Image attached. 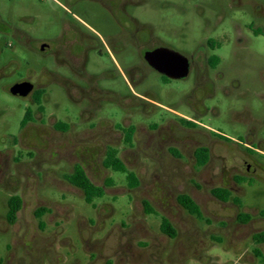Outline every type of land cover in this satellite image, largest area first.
Here are the masks:
<instances>
[{
    "label": "rangeland",
    "instance_id": "1",
    "mask_svg": "<svg viewBox=\"0 0 264 264\" xmlns=\"http://www.w3.org/2000/svg\"><path fill=\"white\" fill-rule=\"evenodd\" d=\"M58 4L65 5L63 0H0V152L7 151L0 155V264H264V244L252 241L264 230V170H246L252 162L245 163L241 150L234 149L251 126L264 147V0L140 1V23L177 53L191 56L208 40L219 43V49L208 51L220 58L210 75L221 71L223 78L214 86L196 88L191 72L183 80L158 86L150 99L161 107L140 112L105 103L100 115L113 124L134 112L126 120L137 128L131 146L122 144L118 134L110 135L104 123L87 128L95 115L83 117V123L68 132L53 131L59 120L75 122L79 109L48 86L51 61L33 55L6 32L13 27L33 39L58 34L63 18ZM71 10L95 22L79 8ZM30 72L46 90L43 113L8 92ZM150 77L158 80L157 75ZM27 108H33L35 119L23 132L20 124ZM174 113L193 118L226 143L209 145L211 159L205 167L196 166L192 151L210 142L169 121ZM155 123H160L156 130L148 128ZM19 136L20 161L13 145ZM110 136L118 139L113 142L120 159L138 179L135 188L127 186L123 174L102 166ZM31 149L33 156L27 155ZM259 162L264 168V158ZM76 164L93 184H108L93 205L65 180ZM216 187L232 189L230 200H216L210 193ZM179 194L198 204L201 220L177 204ZM10 196L22 200L12 225L5 220ZM145 204L157 215H149ZM38 208L48 210L43 230L34 217ZM241 214L249 216L246 223L238 221ZM160 216L171 223L174 238L160 232Z\"/></svg>",
    "mask_w": 264,
    "mask_h": 264
},
{
    "label": "flooded vegetation",
    "instance_id": "2",
    "mask_svg": "<svg viewBox=\"0 0 264 264\" xmlns=\"http://www.w3.org/2000/svg\"><path fill=\"white\" fill-rule=\"evenodd\" d=\"M63 1L65 5L58 4L63 12L58 34L52 33V36L47 39H33L20 29L13 27H9L6 32L17 44L29 49L33 55L42 58L47 57L51 61L52 66L47 72L48 86L52 87L54 92L55 90L62 92L69 98L73 106L79 109V115H76L75 122H71L68 118L59 120L58 125L52 127L54 132H68L72 125L82 124L83 117L87 119V117L90 118L95 115V120L89 123L87 128L101 127L104 123L107 126L104 127L105 130H111L110 135L112 132L118 134L122 144H124L123 131L131 130V144H133L137 135V128L130 123L131 121L126 124V120L134 112H127L120 123L113 124L108 118L100 115L105 103L111 107H129L140 112L142 109L143 111L148 110L150 106H160L150 99L151 94L156 93L158 86H166L172 81L183 80L191 72H194L196 88H201L206 84L214 86L215 81H221L223 78L221 71H217L214 76L210 75V72H214L220 64V58L215 55L209 56L208 51L219 49V43L208 40L205 46L191 56H183L177 53L155 38L149 25L140 23L137 18L138 14H136V6L142 0ZM137 2L138 4H136ZM72 7L79 8L84 16L87 15L89 19L94 18L95 22L89 20L87 22L75 15L71 10ZM251 29L256 33L259 32V27L252 26ZM176 54L184 58L185 63ZM184 65L186 66L184 76L176 79L168 76V74L182 72ZM156 66L163 73L158 71ZM152 74L158 76L157 81L151 79ZM233 82L238 83L236 80ZM20 84H27L30 90L24 96L15 97L28 100L32 107L35 105L36 112L43 113V109L41 111L38 109L37 99L39 98L42 107V100L48 97L39 78L30 72L25 78L11 85L8 92L10 93V89L14 85ZM117 84L122 85V87L118 88ZM28 111L30 118L26 120ZM174 115L175 119L169 121H175L182 131L203 135L210 142L198 145L192 151V157L195 160L194 153L198 148L207 150V161L201 166L205 167L211 159V144L226 143L214 137V135L219 136L218 133L209 130L193 118L176 113ZM32 117L34 120L33 108H27L20 124L23 132L31 126L30 119ZM159 124L155 123L148 128L156 130ZM256 134L257 129L251 126L243 140H237V146L233 147L241 150L245 163L252 162L245 167L246 170H248V166L251 167L252 173L264 170L259 162L260 159L264 158V147H262L261 141L257 140ZM21 139L22 136H19L17 142L13 143L14 146H17L16 156L19 161L22 154ZM108 139L109 141L105 142L107 144L104 156L108 148H115L120 158V152L115 147L116 143L113 142L118 139L113 136L108 137ZM30 152L27 155L33 156L35 150L31 149ZM170 152L173 156L179 157L171 150ZM4 153L0 152V155ZM13 158L16 161L15 156ZM225 189L231 194L233 193L232 189Z\"/></svg>",
    "mask_w": 264,
    "mask_h": 264
},
{
    "label": "trees",
    "instance_id": "3",
    "mask_svg": "<svg viewBox=\"0 0 264 264\" xmlns=\"http://www.w3.org/2000/svg\"><path fill=\"white\" fill-rule=\"evenodd\" d=\"M37 103L39 105L38 109L41 111L42 107L40 105L39 98L37 99ZM26 120L30 118V112L28 111L26 114ZM124 144L131 146V130H124ZM117 149L115 148H108L107 152L104 156V159L102 161V166L110 170L114 173H120L125 176V180L127 182V186L129 188H135L138 185V179L136 175L129 171L121 159L117 155ZM175 155L179 156L178 153L174 152ZM194 158L196 160V166L201 167L203 166L207 161V150L204 148H198L194 153ZM65 180L72 185L73 187L77 188L81 191L83 195V200L88 205H93V202L96 199H101L104 196V188L108 186V184H105L103 186H98L93 184L90 179L85 174L84 169L79 165H74L72 172L69 175L65 176ZM109 183V182H108ZM211 195L220 200L221 202H227L231 198V193L225 189V188H214L210 191ZM235 204H239V200L236 198L232 199ZM177 204L186 211L189 215L194 216L198 219H202V213L200 210V207L198 204L187 194H179L176 197ZM147 213L149 215H157L155 211L148 205L145 204ZM21 208V199L18 196H12L7 200V212H6V222L10 225H12L15 222L16 214ZM48 210L45 208H38L34 211V217L36 218L38 222V226L40 230H43V221L42 217L47 213ZM264 214V211L262 212ZM249 220L248 215L241 214L238 216V221L240 223H246ZM159 230L162 234L167 236L168 238H174L176 236V232L174 228L172 227L171 223L166 217L160 216V224H159ZM252 241L254 245L258 246L261 244H264V230L261 232H258L252 236ZM253 252L260 256L259 251L257 248L253 250ZM103 264H112L110 260L106 261Z\"/></svg>",
    "mask_w": 264,
    "mask_h": 264
},
{
    "label": "water",
    "instance_id": "4",
    "mask_svg": "<svg viewBox=\"0 0 264 264\" xmlns=\"http://www.w3.org/2000/svg\"><path fill=\"white\" fill-rule=\"evenodd\" d=\"M168 53V52H167ZM177 55V54H176ZM172 56V55H171ZM177 57H180V55H177ZM183 59V63H185V59L184 58H181ZM156 69L160 72L163 73V71H161L159 69V67L156 66ZM186 74V66L184 65V69L182 72H177V73H174V74H168V76L170 78H173V79H176V78H180L181 76H184ZM30 89L27 87V84H20V85H14L11 89H10V93L14 96H24Z\"/></svg>",
    "mask_w": 264,
    "mask_h": 264
}]
</instances>
